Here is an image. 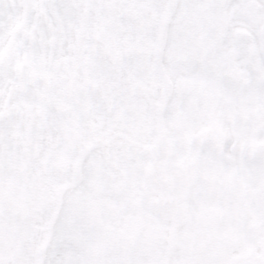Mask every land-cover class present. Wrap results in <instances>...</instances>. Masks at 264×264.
Wrapping results in <instances>:
<instances>
[{
  "label": "snow or ice",
  "instance_id": "obj_1",
  "mask_svg": "<svg viewBox=\"0 0 264 264\" xmlns=\"http://www.w3.org/2000/svg\"><path fill=\"white\" fill-rule=\"evenodd\" d=\"M0 264H264V0H0Z\"/></svg>",
  "mask_w": 264,
  "mask_h": 264
}]
</instances>
